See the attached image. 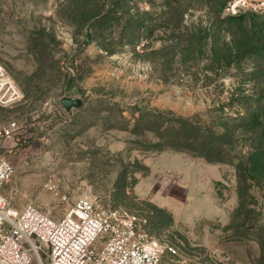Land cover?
<instances>
[{"label":"rangeland","instance_id":"obj_1","mask_svg":"<svg viewBox=\"0 0 264 264\" xmlns=\"http://www.w3.org/2000/svg\"><path fill=\"white\" fill-rule=\"evenodd\" d=\"M0 63L22 92L0 104L11 206L87 198L161 264H264V0H0Z\"/></svg>","mask_w":264,"mask_h":264},{"label":"built area","instance_id":"obj_2","mask_svg":"<svg viewBox=\"0 0 264 264\" xmlns=\"http://www.w3.org/2000/svg\"><path fill=\"white\" fill-rule=\"evenodd\" d=\"M22 92L0 63V104L13 105ZM12 122L0 128L11 136ZM14 165L0 157V264H161L162 247L126 211L105 212L87 198L78 199L59 219L29 205L11 206L2 187ZM172 253L175 249L169 247Z\"/></svg>","mask_w":264,"mask_h":264},{"label":"crops","instance_id":"obj_3","mask_svg":"<svg viewBox=\"0 0 264 264\" xmlns=\"http://www.w3.org/2000/svg\"><path fill=\"white\" fill-rule=\"evenodd\" d=\"M178 154V155H177ZM161 156L162 155H164V156H166V158L164 159L165 161H166V164L167 163H170V161L171 160H174L175 158H176V156H183V155H185V154H179V153H177V152H164V153H162V154H160ZM188 157V156H187ZM185 158V157H184ZM183 158V159H184ZM186 160H187V163H190V160H188V158H185ZM206 166V165H205ZM206 167H208V164H207V166ZM206 172H204V177L210 182L212 179H211V177L209 176V175H207V174H205ZM208 182V183H209ZM168 183H170V181H168ZM151 184V180L150 179H144V180H142V181H140V183L138 184V187L140 186V188L142 187H144L146 190H148V188H149V185ZM171 184V183H170Z\"/></svg>","mask_w":264,"mask_h":264},{"label":"water","instance_id":"obj_4","mask_svg":"<svg viewBox=\"0 0 264 264\" xmlns=\"http://www.w3.org/2000/svg\"><path fill=\"white\" fill-rule=\"evenodd\" d=\"M60 102L65 106L66 110L70 111L73 107L79 108L83 105V100L80 96L67 94L61 97Z\"/></svg>","mask_w":264,"mask_h":264},{"label":"trees","instance_id":"obj_5","mask_svg":"<svg viewBox=\"0 0 264 264\" xmlns=\"http://www.w3.org/2000/svg\"><path fill=\"white\" fill-rule=\"evenodd\" d=\"M130 22V21H129ZM130 25V24H129ZM138 27L137 23H135V21H131V42H133V38H134V30ZM262 108H256L253 110V115H257V113L261 110Z\"/></svg>","mask_w":264,"mask_h":264}]
</instances>
